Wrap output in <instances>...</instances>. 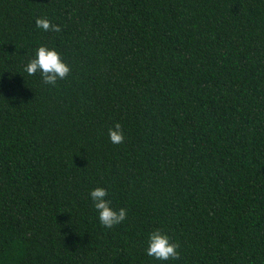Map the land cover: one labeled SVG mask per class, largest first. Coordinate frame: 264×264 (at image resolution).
<instances>
[{
	"label": "trees",
	"instance_id": "1",
	"mask_svg": "<svg viewBox=\"0 0 264 264\" xmlns=\"http://www.w3.org/2000/svg\"><path fill=\"white\" fill-rule=\"evenodd\" d=\"M0 264H264V0H0Z\"/></svg>",
	"mask_w": 264,
	"mask_h": 264
},
{
	"label": "clouds",
	"instance_id": "2",
	"mask_svg": "<svg viewBox=\"0 0 264 264\" xmlns=\"http://www.w3.org/2000/svg\"><path fill=\"white\" fill-rule=\"evenodd\" d=\"M36 28L41 31L59 32L58 25L53 24L47 17H37L34 20ZM68 65L63 61L61 54L47 45H38L27 63L23 66V72L29 76L39 73L42 83L55 86L58 80H62L69 72ZM108 138L111 143L119 144L124 135L121 125L115 123L108 129ZM92 206L97 214L99 223L105 228H111L120 224L126 218L125 208H113L107 198L108 191L104 187L92 188L88 193ZM177 244L160 229H154L147 234L145 253L157 261L175 260L179 253Z\"/></svg>",
	"mask_w": 264,
	"mask_h": 264
}]
</instances>
